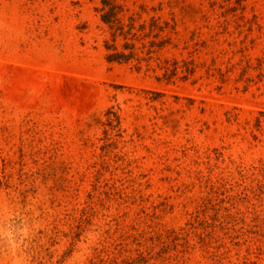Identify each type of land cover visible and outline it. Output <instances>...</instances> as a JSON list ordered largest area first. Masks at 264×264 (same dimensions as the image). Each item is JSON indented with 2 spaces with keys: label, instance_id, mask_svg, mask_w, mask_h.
Instances as JSON below:
<instances>
[{
  "label": "rangeland",
  "instance_id": "374dc122",
  "mask_svg": "<svg viewBox=\"0 0 264 264\" xmlns=\"http://www.w3.org/2000/svg\"><path fill=\"white\" fill-rule=\"evenodd\" d=\"M105 1L0 0V264H264V0Z\"/></svg>",
  "mask_w": 264,
  "mask_h": 264
},
{
  "label": "trees",
  "instance_id": "16d2710c",
  "mask_svg": "<svg viewBox=\"0 0 264 264\" xmlns=\"http://www.w3.org/2000/svg\"><path fill=\"white\" fill-rule=\"evenodd\" d=\"M103 6L107 7V11L102 15L101 20L104 24L108 25L111 30H113V36L114 33L120 32L124 36L123 32V26L119 24V21L117 20V8L114 6H111V4L108 1L102 0ZM161 47V46H159ZM124 51H130L129 47L124 45L122 46ZM112 54L107 56L108 62H127L131 59L132 53L129 52L128 54H125L124 52H118L115 48H112Z\"/></svg>",
  "mask_w": 264,
  "mask_h": 264
},
{
  "label": "bare ground",
  "instance_id": "6f19581e",
  "mask_svg": "<svg viewBox=\"0 0 264 264\" xmlns=\"http://www.w3.org/2000/svg\"><path fill=\"white\" fill-rule=\"evenodd\" d=\"M85 88H86L87 90H90V87H89L88 85H86Z\"/></svg>",
  "mask_w": 264,
  "mask_h": 264
}]
</instances>
